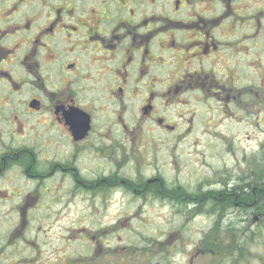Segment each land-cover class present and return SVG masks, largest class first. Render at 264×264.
<instances>
[{
    "label": "flooded vegetation",
    "instance_id": "af4514ba",
    "mask_svg": "<svg viewBox=\"0 0 264 264\" xmlns=\"http://www.w3.org/2000/svg\"><path fill=\"white\" fill-rule=\"evenodd\" d=\"M263 180L264 0H0V264H264Z\"/></svg>",
    "mask_w": 264,
    "mask_h": 264
},
{
    "label": "rangeland",
    "instance_id": "374dc122",
    "mask_svg": "<svg viewBox=\"0 0 264 264\" xmlns=\"http://www.w3.org/2000/svg\"><path fill=\"white\" fill-rule=\"evenodd\" d=\"M198 138H200L201 139V136H197ZM188 146V145H187ZM185 151H186V149H185ZM149 158V157H148ZM148 158L146 157V159H145V161H144V163L142 162L141 163V161H140V159H137L138 160V162H139V165H142L143 167H141V172L143 173V176H149V175H151L152 174V172L156 169V167L157 168H159V169H163V166L164 165H162V163L161 162H156V161H152V162H150L149 160H148ZM221 159H220V161H219V163L218 162H215V164H216V166H218L219 164L222 166V165H227L228 164V162H229V160H227L225 157H220ZM148 163H150V165H151V168H149V167H147L148 166ZM209 163H211V164H214V163H212L211 161H209ZM167 169L166 170H161L160 172H157L158 174H160L166 181H169V182H171V181H180V183L181 184H183V185H188V184H190V182H187V181H183L182 179H180V178H177V177H174L173 175H176L177 173L178 174H180V171L178 170L177 172L175 171V170H172L171 169V167H170V163L169 162H167ZM139 171H140V169L137 167L136 168V172H135V168H133V169H130V168H127V169H125L124 170V173H128L129 175L130 174H134L135 175V173H136V175H139V176H141L140 174H139ZM173 171V172H172ZM120 199H121V201H119L118 199H116V198H114L113 200H115L114 201V203H112L111 204V207H109V208H111V210H110V212L106 215L107 216V218H108V220H113V219H116L117 217H119L120 215H121V212H119L117 209H120L121 207H124V208H129V207H136L137 205H139V202H137V201H131V203H127L126 205H125V199L126 198H124V199H122L121 197H120ZM122 202V203H121ZM153 205H156V206H158L157 204H153ZM152 212V211H151ZM138 217V216H137ZM167 217L168 218H170L169 220V223H168V225H167V228L168 229H170L172 226H176V228H178L179 230H181V237H182V231H184V234H185V236L186 237H184V238H187L188 239V241L187 242H185V246H180V251H183V252H190L191 251V249H190V244H191V242H192V240L191 239H193V240H195V239H197L198 238V236H197V234L198 235H200V234H205V229H206V223L203 225V223L201 222V221H197V225H194L193 226V228H191L190 226L191 225H189L188 224V222L186 221L187 219H186V217H184V216H182L181 218H176V216L174 215V214H172V215H167ZM135 217H132L129 221L130 222H134L135 221ZM149 221H151L152 223H154L155 225H156V227L158 228L159 226H161L165 221H164V218H163V215L162 214H160V213H156V212H152V213H150L149 214ZM142 222H147V220H142ZM195 231L196 233L195 234H193V235H191V232L192 231ZM200 230V231H199ZM204 230V231H203ZM150 235L152 234V233H149ZM148 234V235H149ZM120 235L121 236H123V232L122 231H120ZM137 235V234H136ZM147 235V236H148ZM158 238H159V236H158ZM149 240H151V239H149ZM170 245V244H169ZM171 247H172V245H170ZM171 247H169L168 248V253L170 252V250H172V248ZM176 255H174V256H176V258L178 259V260H181V257H179L178 255H179V253L178 252H176L175 253ZM191 254V253H190ZM189 254V255H190ZM197 254H199L200 255V253L196 250L195 251V254L194 255H197ZM173 255V254H172ZM198 260H199V264H204L203 263V261L204 260H202V259H200V258H198Z\"/></svg>",
    "mask_w": 264,
    "mask_h": 264
},
{
    "label": "trees",
    "instance_id": "16d2710c",
    "mask_svg": "<svg viewBox=\"0 0 264 264\" xmlns=\"http://www.w3.org/2000/svg\"><path fill=\"white\" fill-rule=\"evenodd\" d=\"M258 187V190L255 188V186L253 185H249L248 188H247V194H246V197L248 198V200H257L258 202H260L262 199H264V180L259 182V185L257 186ZM254 193H253V192ZM254 194H256V196H253ZM237 195V203L238 202H241L242 200H240V196L238 194H235ZM215 197H218L217 194H215ZM234 199L235 197L234 196H231L228 201L230 202L228 207H233L234 206ZM238 206L240 207V203L238 204Z\"/></svg>",
    "mask_w": 264,
    "mask_h": 264
}]
</instances>
